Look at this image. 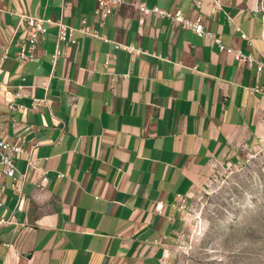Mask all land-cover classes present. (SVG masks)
<instances>
[{"label":"crops","instance_id":"crops-1","mask_svg":"<svg viewBox=\"0 0 264 264\" xmlns=\"http://www.w3.org/2000/svg\"><path fill=\"white\" fill-rule=\"evenodd\" d=\"M125 1L102 23L96 0H0V57L8 52L0 139L36 145L39 165L24 183L23 211L13 192L5 198L14 223L0 228V264H169L186 226L178 198H190L216 163L264 141L258 0ZM135 1L201 18L255 62L240 63L169 19L150 14L141 24ZM19 15L75 28L86 19L106 41L75 32L78 44L59 46L58 28L48 26L35 60L20 65L17 44L27 32ZM43 99L49 108L33 110ZM28 158L17 161L21 174Z\"/></svg>","mask_w":264,"mask_h":264},{"label":"rangeland","instance_id":"rangeland-1","mask_svg":"<svg viewBox=\"0 0 264 264\" xmlns=\"http://www.w3.org/2000/svg\"><path fill=\"white\" fill-rule=\"evenodd\" d=\"M185 205L169 264H264V141L216 163Z\"/></svg>","mask_w":264,"mask_h":264},{"label":"built area","instance_id":"built-area-1","mask_svg":"<svg viewBox=\"0 0 264 264\" xmlns=\"http://www.w3.org/2000/svg\"><path fill=\"white\" fill-rule=\"evenodd\" d=\"M96 1L98 6L95 10V13L96 15L100 16L102 23H104V20L111 16L118 8L127 5L125 0ZM131 5L139 12L141 24L144 23V17L150 14L158 16L162 19H169L172 23L181 27L182 29H189L196 33L199 37L214 41L216 44H218L221 51L233 53L238 62L247 64L249 66H252L255 62V59L252 55H246L239 50H234L223 45L220 39L215 38L212 33L206 30L201 18H197L196 20L187 19L181 10L170 12L159 7L149 8L145 3L139 1H135L131 3ZM198 5L200 7L201 3H198ZM67 9L68 6L63 7V11H66ZM217 11L218 5H215L213 8V13L215 14ZM19 17L20 23H24L26 25L27 32L25 38L17 44L19 51L17 52L15 59L20 63V65H24L27 62L35 60L34 52L45 41L46 35L48 33V26H56L58 28L57 41L59 46L69 43L72 45L78 44V41L74 38L75 32L81 33L86 37L97 38L106 41L104 37L100 36L96 31L92 30L88 26L86 19L82 20V25L80 27L75 28L73 26L64 24L61 20L53 21L52 19H43L27 15H19ZM243 36L246 37L245 35ZM113 44L117 48H125L134 56L141 54L140 50H135L133 47H125L117 43ZM57 54L60 55L61 52L58 51ZM63 54H65V52H63ZM6 59H8L7 50L0 57V68ZM259 64V69H264V64ZM49 106L50 102L47 99L35 100L32 109L38 110L41 107L49 108ZM11 108L14 109L15 107L11 105ZM35 147L36 145L30 148L26 147L24 139H20L18 141L0 139V228L14 223L13 215L8 218L5 215V198L8 191L13 192L17 196L15 210H24L26 198L24 195L23 186L28 179V172L39 169L38 161L33 158V151ZM25 153L29 155L27 160V173L21 174L17 168V161L20 155ZM7 178H11L13 180L12 184H8L6 182ZM19 182H21V186L18 185ZM47 182V175L46 173H43L42 181L39 183V186L43 187ZM175 207H177L178 210L185 212L187 210L185 199L179 197ZM161 208V205L157 206V210Z\"/></svg>","mask_w":264,"mask_h":264}]
</instances>
